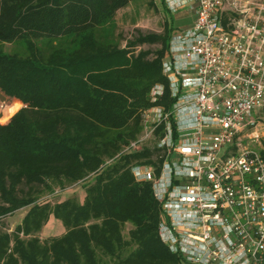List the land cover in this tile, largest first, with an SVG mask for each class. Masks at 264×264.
<instances>
[{
  "label": "trees",
  "instance_id": "trees-1",
  "mask_svg": "<svg viewBox=\"0 0 264 264\" xmlns=\"http://www.w3.org/2000/svg\"><path fill=\"white\" fill-rule=\"evenodd\" d=\"M135 1L0 0V122L11 118L0 124V218L29 208L15 231H0V264H190L160 238L153 183L134 176L139 166L160 174V151L124 152L143 112L174 102L163 74L173 22L124 47L114 35ZM81 183L84 202L50 203ZM52 217L66 233L42 241Z\"/></svg>",
  "mask_w": 264,
  "mask_h": 264
},
{
  "label": "built area",
  "instance_id": "built-area-1",
  "mask_svg": "<svg viewBox=\"0 0 264 264\" xmlns=\"http://www.w3.org/2000/svg\"><path fill=\"white\" fill-rule=\"evenodd\" d=\"M187 8L163 74L174 99L142 114L161 172L141 167L162 209L159 235L190 264H264V0H165ZM151 91V102L164 95Z\"/></svg>",
  "mask_w": 264,
  "mask_h": 264
},
{
  "label": "rangeland",
  "instance_id": "rangeland-1",
  "mask_svg": "<svg viewBox=\"0 0 264 264\" xmlns=\"http://www.w3.org/2000/svg\"><path fill=\"white\" fill-rule=\"evenodd\" d=\"M167 9H164L160 0L135 1V3L129 5L128 8L121 10L115 17V37L121 41V46L124 47L126 46L127 41L133 40L138 33L162 34L167 23L170 24L173 22L174 30L177 33L191 27L194 21V16L187 8H183L177 13H173ZM143 47L148 50H157L160 48V45H145ZM13 49L17 48L11 45L5 46V50L8 52ZM10 119L4 123L0 122V124L5 125L9 123ZM85 195L86 189L81 183L80 185L65 191V193H62L60 196L53 198L50 203L54 205L63 202L70 197L77 198L82 203L86 198ZM28 210L29 208H24L13 215L0 218V231H7L9 233L15 231L16 227L23 223ZM132 228L133 227L130 224L126 226L124 232L125 237H127ZM65 233L66 229L62 223L51 218L38 236L42 241H45L53 237L62 236Z\"/></svg>",
  "mask_w": 264,
  "mask_h": 264
},
{
  "label": "crops",
  "instance_id": "crops-1",
  "mask_svg": "<svg viewBox=\"0 0 264 264\" xmlns=\"http://www.w3.org/2000/svg\"><path fill=\"white\" fill-rule=\"evenodd\" d=\"M53 218V217H52Z\"/></svg>",
  "mask_w": 264,
  "mask_h": 264
}]
</instances>
